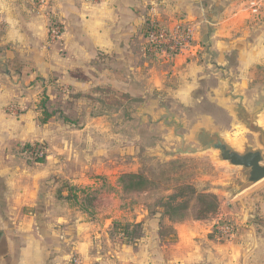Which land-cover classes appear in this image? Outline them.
Here are the masks:
<instances>
[{
	"label": "crops",
	"instance_id": "crops-1",
	"mask_svg": "<svg viewBox=\"0 0 264 264\" xmlns=\"http://www.w3.org/2000/svg\"><path fill=\"white\" fill-rule=\"evenodd\" d=\"M52 25L62 35L50 43ZM165 27L192 35L191 47L171 63L148 51L146 31ZM260 67L264 0H0V264H70L73 257L80 264H264L263 184L235 201L232 235L216 232L218 214L187 218L174 225L170 246L144 237L111 243L106 225L95 229L65 210L62 191L66 182L79 188L75 180L94 174L97 161L99 172L110 167L113 133L123 142L128 134L149 140L146 155L160 158L159 147L171 148V127L197 113L224 125L231 107L223 74L243 94L249 71ZM49 88L79 108L85 95L127 96L134 113L115 126L106 113L86 114L75 134L52 133L34 100L43 92L51 100ZM27 144L42 146V162L21 151Z\"/></svg>",
	"mask_w": 264,
	"mask_h": 264
},
{
	"label": "rangeland",
	"instance_id": "rangeland-1",
	"mask_svg": "<svg viewBox=\"0 0 264 264\" xmlns=\"http://www.w3.org/2000/svg\"><path fill=\"white\" fill-rule=\"evenodd\" d=\"M84 2L90 5L96 4L89 0H84ZM148 51L152 52L157 60L164 63H171L181 53H168L163 49L156 48ZM249 75H251V82L244 85L246 92L243 94L248 99L256 98L257 110L261 107L260 104L264 103V67L250 70ZM48 85L55 89L57 87L54 79L48 81ZM51 88L46 92L48 96L50 95L51 100L47 101L45 105L49 112H54L53 117L48 120L52 133L62 132L60 130L64 128L65 135L75 134L79 126L85 124L84 116L86 114L98 116L106 113L110 116L109 122L115 126L119 119L130 121L134 113L135 103L131 99L115 97L114 101L120 99L127 103L124 104L125 108L120 109L118 103L113 102L112 105H109L110 110L108 106H103L104 102H100V99L104 97L103 94L95 93L93 97L85 95L82 100L83 106L79 108L76 105H70V96L67 98L66 95V98H63L64 94L63 97L58 95L62 92L61 89L58 93L55 90L56 94L52 97L53 90H50ZM64 90V93L68 94L67 89ZM44 94V92L39 93L34 99L39 120L43 118L39 103L43 100ZM63 100H66L68 104H65ZM55 102H58L59 105H55ZM56 129L59 130L56 131ZM131 133L132 135L136 133L135 129ZM128 135L123 142L120 136L112 134V158L110 167L105 172H99L101 170L97 161L91 168L94 169V174L90 172L89 176H79L75 180L74 183L79 185V188H75L72 186L73 184L65 181L70 186V188L68 186L62 188L65 196L69 197L68 201L64 202L67 212L78 211L83 214L85 219L95 226V229H97V224L101 227L106 225L105 229H110L109 241L111 243L115 240L118 241V235H114L115 223L119 225L137 224L136 221L139 218L138 223L141 224V227L135 232L136 236H132L130 240H133V237L142 236L144 239L152 238L156 244L170 246L173 235H175V224L187 218H207L217 214L221 217L220 221L225 224L219 221L216 224V232L223 237L233 234L236 223L235 214L238 212V207L234 203L241 201L245 195L243 193L248 191H243L238 198L235 197L236 199L233 197L244 180L241 170L221 162L218 152L212 149L195 155H183L175 158L149 157L146 155V150L142 148L150 145L149 140L144 139L141 142V140H136ZM30 156L32 155L30 154ZM127 173L139 174L145 178L147 180L145 187L136 192L124 191L119 178ZM262 184L264 185V180L253 187ZM199 196L204 199L203 203L216 204V211L208 214L201 212L202 202ZM171 205L176 206L177 209H171ZM104 219H111V222H105ZM107 223H110V226H107ZM122 228L123 226H118L116 231L122 233ZM98 233L101 235V230H97ZM100 240L103 239L101 237L96 239L97 242Z\"/></svg>",
	"mask_w": 264,
	"mask_h": 264
},
{
	"label": "water",
	"instance_id": "water-1",
	"mask_svg": "<svg viewBox=\"0 0 264 264\" xmlns=\"http://www.w3.org/2000/svg\"><path fill=\"white\" fill-rule=\"evenodd\" d=\"M220 70L224 73L223 67ZM223 76L225 108L226 104L231 107L225 124L216 125L215 119L197 113L187 124L171 127V148L161 146L156 152L165 159L195 155L209 149L217 151L221 162L244 174L241 187L233 195L235 197L264 180V103L256 110V98L248 99L240 93L232 74Z\"/></svg>",
	"mask_w": 264,
	"mask_h": 264
},
{
	"label": "trees",
	"instance_id": "trees-1",
	"mask_svg": "<svg viewBox=\"0 0 264 264\" xmlns=\"http://www.w3.org/2000/svg\"><path fill=\"white\" fill-rule=\"evenodd\" d=\"M155 29H157V28H155ZM150 30L151 29L146 31V35L148 34V32ZM120 98L121 99L123 98L126 100L130 99V98L128 99L127 96H123V95L120 96ZM47 101H49V99L47 97H44L43 100L40 102V106H39V108H41V114L43 115V118L40 120L42 124L46 123L50 118L53 117V114H54V112H49L47 110L46 105H45ZM100 102H107L109 104H112L113 102L119 103L120 100H115V101H114V99L110 100L108 98V96L105 95V99H100ZM54 104L59 105L58 102H55ZM60 116L63 117L62 115H60ZM65 121H66V118H65ZM41 148H42V146L40 144H35L34 146L27 144V145H24L21 147V151L26 152V153H29V152L35 153V152L39 151V149H41ZM29 159L31 162H35V161L42 162L44 160L43 157L38 158L36 155L29 156ZM119 182L122 185V189L124 191L136 192V191H141L145 187L147 180L139 174L127 173V174L122 175L119 178ZM199 199L201 202L204 201V199L201 196H199ZM171 209L175 210V209H177V207L171 205ZM214 211H216V204H214L212 202H210V203H203L202 202L201 212H203L204 214L205 213L208 214V213H214ZM222 224H225V223H222ZM227 225H229V224H227ZM114 226H115L114 227V235H118L117 238H119L124 243H133L142 237V236L141 237H139V236L133 237V240H130L132 236H136L135 232H137V230L140 229V227H141L140 223H138V224H127V225H119L118 223H115ZM118 226H123V228L121 229L122 233L116 231Z\"/></svg>",
	"mask_w": 264,
	"mask_h": 264
},
{
	"label": "built area",
	"instance_id": "built-area-1",
	"mask_svg": "<svg viewBox=\"0 0 264 264\" xmlns=\"http://www.w3.org/2000/svg\"><path fill=\"white\" fill-rule=\"evenodd\" d=\"M97 3L98 0H89ZM62 29L57 25H52L49 28V42L53 43L60 40ZM147 36L149 49H163L168 53H176L187 51L191 47L192 35L189 31L182 32L178 29L167 31L164 28L151 29ZM31 155H36L38 158L44 157L42 152H30ZM70 264H80L77 257H73Z\"/></svg>",
	"mask_w": 264,
	"mask_h": 264
}]
</instances>
